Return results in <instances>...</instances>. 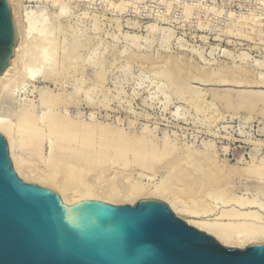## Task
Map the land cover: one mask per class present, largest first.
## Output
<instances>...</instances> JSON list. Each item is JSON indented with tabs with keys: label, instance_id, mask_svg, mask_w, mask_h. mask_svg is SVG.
Segmentation results:
<instances>
[{
	"label": "rangeland",
	"instance_id": "obj_1",
	"mask_svg": "<svg viewBox=\"0 0 264 264\" xmlns=\"http://www.w3.org/2000/svg\"><path fill=\"white\" fill-rule=\"evenodd\" d=\"M60 1L63 8L52 0H8L16 43L26 39L18 68L41 62L33 80L13 79L11 97L0 92V116L13 127L22 172L37 178L53 173L56 186L68 182V198L83 183L122 200L131 198L133 184L143 187L142 195L160 186L185 218L233 230L225 199H264V0ZM27 107L32 119L23 114ZM54 113L96 125L91 151L70 142L57 153L56 169L48 143L37 146L30 137L36 120L46 122ZM98 126L110 127L112 141L128 136L117 139L131 147L145 140L146 164L136 163L142 157L132 151L134 159L131 150L120 155L100 144ZM170 150L174 154L161 156ZM69 165L76 169L72 178ZM213 189L225 195L216 197Z\"/></svg>",
	"mask_w": 264,
	"mask_h": 264
},
{
	"label": "water",
	"instance_id": "obj_2",
	"mask_svg": "<svg viewBox=\"0 0 264 264\" xmlns=\"http://www.w3.org/2000/svg\"><path fill=\"white\" fill-rule=\"evenodd\" d=\"M15 42L9 2L0 0V75ZM0 264H264V240L227 247L154 198L66 207L17 175L0 133Z\"/></svg>",
	"mask_w": 264,
	"mask_h": 264
},
{
	"label": "bare ground",
	"instance_id": "obj_3",
	"mask_svg": "<svg viewBox=\"0 0 264 264\" xmlns=\"http://www.w3.org/2000/svg\"><path fill=\"white\" fill-rule=\"evenodd\" d=\"M54 4H58L60 6V8H63L65 6L64 3H62L60 0H52ZM11 3V2H10ZM112 4V3H111ZM12 7V6H11ZM188 8V7H187ZM191 8V7H190ZM27 11V10H26ZM185 11V10H184ZM28 13V12H27ZM14 17V16H13ZM16 17V16H15ZM257 22V21H256ZM29 27H32L33 23L30 21L29 23ZM31 25V26H30ZM19 33V31H18ZM17 33V34H18ZM24 33V32H23ZM15 34H16V31H15ZM24 35V34H23ZM19 36V35H18ZM24 37V38H23ZM24 39H25V35L22 36V39H18L17 43L14 44V47H13V54H12V57L10 59V62H9V65L7 66V68L3 71V73L0 75V92L2 93H5L6 95H9L11 97V92H9V88H10V85L12 84L13 82V79L14 78H25L26 79H31L33 80L35 78L36 75H38L39 71L41 69H39V64L41 62H38L36 63V61H39L40 59L37 58L35 60H32L31 62L32 63H29L28 65H26L24 62V67H19V61L22 59V56H23V52H24V48H25V45H24ZM26 40V39H25ZM44 52V49H41L40 50V53L43 54ZM44 56V55H43ZM22 65V66H23ZM44 73V71H43ZM42 73V74H43ZM3 95V94H2ZM4 97V96H3ZM28 108V107H27ZM25 109L23 108V114L26 113L25 115L27 114H30L29 112L31 111V108H28V109ZM33 113V112H32ZM54 115V116H53ZM24 116V115H23ZM29 116V115H27ZM25 116V117H27ZM31 119L33 118L30 114L29 116ZM22 118V117H21ZM36 118V117H35ZM25 120V119H24ZM27 120H28V117H27ZM30 120V119H29ZM23 121V120H21ZM33 121V120H31ZM42 121V120H41ZM40 121V122H41ZM28 121H26L27 123ZM37 125H36V128L34 129V133L33 136L31 135V139L33 140L34 144H36L37 146L39 145H42V143L44 142L45 140V143L47 142L48 143V147H49V159L52 161V163L54 164V168L56 169V167H59L60 163H61V160L59 155L57 154L58 152L61 151L62 148H66V146L72 142V141H75V142H78L79 145H80V148L83 149V146H89L92 143V146H95L93 145L95 142L92 141V139L95 138V131H93L95 128V126L93 124H89V123H86V124H83L82 122H76V121H72L70 119H67L66 117H64L63 115H60L58 113H54L51 115V117L49 118V120H46L39 123L37 120ZM33 123V122H31ZM36 124V123H35ZM29 125V124H27ZM34 125V124H33ZM32 125V126H33ZM10 125L8 124V122H6V120L4 118H2L0 116V132L4 134V136L7 138V142H8V147H9V155H10V158H11V161L13 163V167H14V170L16 171V173L24 180L26 181H32V182H36V183H39V184H43V185H47V186H51L53 188H55L56 190L59 191V194H60V198L62 199V202L63 204L66 206V207H70L72 205H75V204H78L80 202H83V201H86V200H100V201H104V202H108V203H112V204H124V203H128V204H133L137 199L139 198H144L146 196H152V197H157V198H161V199H165L163 195V189L161 190L160 186H156L154 187L153 191H152V194L150 195H142L140 193V191L142 190L143 191V187H141V185H132V189H131V193L133 194L131 196L130 199L126 198V199H115L114 197H111V196H100L98 195L95 190L90 186V185H85L83 183V190L79 193V194H76L74 192L72 198H68L66 195H65V189L67 187V183L68 182H64L62 185H58L56 186L55 183H54V177H53V173H49V174H46L44 177H41V178H37L35 176H32V175H26L22 172V168H23V162L21 160V156L19 155H16L14 152H13V148H14V145H15V134H14V131H13V127L12 129H10L9 127ZM31 126V125H29ZM100 127V126H98ZM97 127V128H98ZM29 128V127H28ZM110 129V127H108ZM106 127V129H108ZM108 129V130H109ZM30 130V129H29ZM99 130V128L97 129ZM108 130H105L102 128V126L100 127V133L99 135L101 136V143L100 144H103V146L105 147V145L108 144V150H109V145H110V148H112V146L117 149V152H120V155L121 153H125V151H128L129 153V150L130 153L133 151L134 152V155H136L137 157H142V158H138L139 159H144L143 162L144 164H146L145 162L147 161V159L144 157L143 158V155L145 154L146 151H144L143 147L147 145L144 143L145 140L144 138H142L143 141H140L143 142L144 146L141 144H133V146H129L127 145V143L124 142V138L127 137L128 139V136H125L124 134L120 133L119 135H117V138L122 134L124 136H120L121 138L123 137V141L122 143L120 142L119 143V139L116 138L115 141H112L115 137H113L112 133L109 132ZM112 130V128H111ZM120 130V129H119ZM33 131V130H32ZM145 131V130H144ZM31 132V131H30ZM93 132L94 133V136L91 135ZM98 132V131H97ZM29 133V131H28ZM118 133V132H117ZM115 132H114V136H115ZM127 134V133H125ZM151 134V133H150ZM27 135V134H26ZM30 134H28L29 136ZM94 138H93V137ZM98 136V137H100ZM133 137V136H132ZM137 137V136H136ZM140 138V137H139ZM138 138V140H139ZM140 138V140H141ZM100 140H97V141H100ZM137 139H135V141H138ZM96 141V140H95ZM117 141V142H116ZM135 141L133 140V143H135ZM150 141V140H149ZM166 141V140H165ZM73 143V142H72ZM147 143H148V140H147ZM98 143V145H100ZM130 144V143H128ZM150 146L153 144V143H150ZM164 144V143H163ZM166 144V143H165ZM97 145V146H98ZM132 145V143H131ZM137 145V146H136ZM156 145V143H155ZM154 144L152 146H155ZM70 146V144H69ZM78 146V145H77ZM159 146V145H158ZM163 146V145H162ZM103 147V149H104ZM107 147V146H106ZM169 147V146H168ZM102 148V147H101ZM153 148V147H151ZM155 148H157L155 146ZM154 148V149H155ZM74 149V148H73ZM90 150V146L88 148ZM87 149V150H88ZM148 149V148H147ZM150 149V148H149ZM161 149H166L165 148H161ZM184 149V148H183ZM69 150V149H68ZM76 150V149H75ZM84 150V149H83ZM93 150V149H92ZM100 150V149H99ZM105 150V149H104ZM107 150V151H108ZM113 151V149H111ZM159 150V148H158ZM189 151V149H187ZM77 151V150H76ZM85 151H86V148H85ZM91 151V150H90ZM96 151V150H95ZM157 151V149L155 150ZM155 151H153V154L156 153ZM166 151H169V150H166ZM171 151V150H170ZM175 151V150H174ZM71 152V151H70ZM83 152V151H81ZM88 152V151H87ZM94 152V151H93ZM106 152V151H105ZM116 151H114L115 153ZM133 152H132V157L134 156L133 155ZM152 152V150H151ZM158 152V151H157ZM162 151L160 150L159 153H161ZM164 152V151H163ZM172 153H169L168 156H166L165 154L162 153V157H169L170 154H174L173 153V150L171 151ZM91 153V152H90ZM101 153V152H100ZM165 153V152H164ZM95 154V153H94ZM99 154V153H98ZM105 154V153H104ZM149 154V153H148ZM152 154V153H151ZM158 154V153H156ZM155 154L152 155L154 156V158L157 157V155ZM190 154L192 155L193 153H189L188 155V158L192 160ZM73 155V154H72ZM75 155V154H74ZM88 156V154H86ZM101 155V154H100ZM150 155V154H149ZM165 155V156H163ZM85 156V155H84ZM91 156V155H90ZM106 156V155H105ZM115 156V155H114ZM151 156V158L149 156H147L146 154V157H149V159H153ZM159 156V155H158ZM187 155H185V158H186ZM93 157V156H92ZM95 157V156H94ZM98 157V156H97ZM118 157V156H117ZM120 157V156H119ZM123 156H121L120 158L122 159ZM160 157V156H159ZM82 158V157H81ZM79 158V159H81ZM96 158V157H95ZM103 158V157H102ZM114 158V157H113ZM134 158V157H133ZM132 158V159H133ZM161 158V157H160ZM204 158V157H203ZM117 159V158H116ZM125 159V157L123 158ZM136 159V158H134ZM133 159V160H134ZM146 159V161H145ZM163 159V158H162ZM49 160V161H50ZM87 160V159H86ZM91 160L92 162V158L89 159ZM138 160H136V163H141L140 165H142L143 162H137ZM101 161V160H100ZM127 160H124V162L126 163ZM187 161V160H186ZM190 161V160H189ZM188 161V162H189ZM87 162V161H86ZM95 162V161H94ZM97 162V161H96ZM129 163V161H127ZM154 162V161H153ZM150 163V161H149ZM186 163V162H185ZM247 163V162H246ZM88 164V162H87ZM106 164V163H105ZM113 164V163H112ZM127 164V163H126ZM125 165V164H124ZM197 165V164H196ZM51 166V167H53ZM68 166V165H67ZM78 166V165H77ZM91 166V165H90ZM89 166V167H90ZM144 166V165H143ZM146 166V165H145ZM144 166V167H145ZM143 167V168H144ZM178 167V166H177ZM191 167V166H190ZM88 168V167H87ZM194 168V167H193ZM89 169V168H88ZM192 169V168H191ZM255 169V168H253ZM260 169V168H259ZM259 169L258 170V173H259ZM69 175L71 178L74 174H76L75 172V167L73 165H69ZM78 171L80 169H77ZM175 170V169H174ZM196 170V169H195ZM221 170V169H220ZM77 171V172H78ZM82 171V175H84L83 173V170ZM80 171V172H81ZM86 171V170H85ZM219 171V170H218ZM255 171V170H254ZM253 171V172H254ZM256 172V171H255ZM261 172V171H260ZM264 172V171H263ZM89 172H86L85 174L87 175ZM189 173V172H188ZM257 173V172H256ZM80 174V173H79ZM181 174V173H179ZM81 175V174H80ZM251 175V174H250ZM253 175V174H252ZM255 175V174H254ZM249 176V175H248ZM260 176V175H259ZM69 177V178H70ZM86 177V176H85ZM209 177V176H208ZM207 177V178H208ZM211 176L208 178L210 179ZM262 177V176H261ZM260 177V178H261ZM74 178V177H73ZM77 179L78 176H76ZM257 178H259L257 176ZM207 179V180H208ZM214 180V178H211ZM75 180V179H74ZM217 180V179H216ZM115 181V180H114ZM210 180H208V183H209ZM212 181V180H211ZM211 181H210V184H211ZM261 181V180H260ZM80 182V180H79ZM83 182V181H82ZM207 182V181H206ZM218 181H216L217 183ZM113 183V182H112ZM136 183V182H135ZM213 183V182H212ZM137 184V183H136ZM198 184V183H197ZM215 184V183H214ZM213 184V185H214ZM245 185V184H244ZM114 186V185H113ZM212 186V185H210ZM209 187V186H208ZM214 187V186H213ZM112 188V186H111ZM115 188V186H114ZM130 188V187H129ZM127 188V190L129 189ZM160 188V189H159ZM233 188V187H232ZM212 189V188H211ZM69 190V189H68ZM110 190V189H109ZM115 190V189H114ZM215 189H213L212 191H214ZM217 190V189H216ZM215 190V191H216ZM100 191V190H99ZM141 191V192H142ZM211 191V192H212ZM214 191V193H215ZM222 190H218V193L219 195H221V192ZM76 192V191H75ZM110 192H112V190H110ZM117 192V190L115 191ZM119 192V190H118ZM207 192V191H206ZM217 192V191H216ZM100 193V192H99ZM218 193H215L212 195H215L216 197L218 196ZM116 194V193H115ZM209 194V193H208ZM224 193L222 192V195ZM113 195V194H112ZM225 195V194H224ZM208 196V195H207ZM219 197H222V196H219ZM226 198V197H225ZM224 198V199H225ZM167 199H165L166 201ZM212 200V199H211ZM226 201H224V203L226 204L227 203V206L229 207L227 210L225 209L224 210V213L228 216H231L230 218L234 221V223L232 224V227L233 230H229L228 226L226 228L223 227V229H221V225L219 226H216L215 224L213 223H209L207 221H203V220H189L187 218H185V216H183L184 214V209L183 208H180L179 205L177 206L174 201H171V200H167V202L169 203V206L170 208L173 210V212L178 215L179 217H182L183 219L186 220V222L200 230H203V231H206L208 233H210L212 236H214L221 244L225 245V246H228V247H243V246H246L247 244H250L251 242L253 241H263L264 240V199H256V198H245V197H242V196H228L227 199H225ZM218 207V206H217ZM186 213V212H185ZM187 214V213H186ZM223 218V217H222ZM230 219V220H231ZM213 220V219H212ZM229 220V219H227ZM212 222V221H211ZM217 224V223H216ZM227 225V224H226Z\"/></svg>",
	"mask_w": 264,
	"mask_h": 264
}]
</instances>
